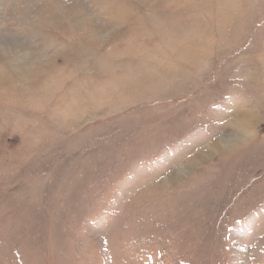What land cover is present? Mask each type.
Instances as JSON below:
<instances>
[{
    "label": "rangeland",
    "instance_id": "1",
    "mask_svg": "<svg viewBox=\"0 0 264 264\" xmlns=\"http://www.w3.org/2000/svg\"><path fill=\"white\" fill-rule=\"evenodd\" d=\"M0 264H264V0H0Z\"/></svg>",
    "mask_w": 264,
    "mask_h": 264
}]
</instances>
